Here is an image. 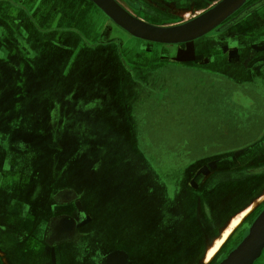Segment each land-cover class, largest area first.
I'll return each instance as SVG.
<instances>
[{"label":"crops","instance_id":"obj_1","mask_svg":"<svg viewBox=\"0 0 264 264\" xmlns=\"http://www.w3.org/2000/svg\"><path fill=\"white\" fill-rule=\"evenodd\" d=\"M0 1H3L0 2V189L15 187L7 179L1 180L2 170L6 171L5 179L12 168L2 158L3 150L14 153L15 139L25 140L20 145L25 149L24 165L29 160L32 162V151L40 155V162L37 159L32 162L39 169L37 176L30 178L29 175L27 182H20L32 187L30 203L17 197H0V264H215L219 256L229 253L231 242L236 244L246 233L240 228L255 211L257 203H263L264 196L230 214L233 205L237 206L236 200L245 197V193H234L245 187L246 180L236 183L222 176L211 184L206 181L187 184L184 179L178 192L174 187L175 168L161 156L170 152L173 156L184 154L190 160H197L241 149L239 155L243 157L238 161L201 160L190 169L200 173L234 171L243 167L249 158L264 157V140L250 146L264 137L259 131L244 134L239 126L241 115L247 114L250 126L252 123L255 129L259 124L258 108L264 111V5L227 32L212 34L213 30L191 42L162 44L132 36L92 1L84 0V5L77 4L76 8L65 0ZM158 1L174 11L176 17L187 19L200 16L222 0ZM86 6H92L103 17L97 21L86 16L98 34L102 33V40L113 39L109 33L115 27L135 42L128 50L129 59L121 51L126 41L118 39L119 49L113 45L115 54L120 55L114 56L112 63L116 64L118 56H122L124 64L117 66L114 73L123 75L122 80L112 82L105 101H100L106 113L95 115L91 122L81 125L77 120L68 117L67 121L61 116V111H71L64 107L66 90L46 88L45 77L37 65L51 58V66L60 63L65 66L72 54L75 56L81 49L93 47L90 44L96 38L88 36L77 16L80 8ZM65 12L75 16L67 19ZM71 26L83 34L87 43L78 35L66 37L59 33ZM183 45L192 47L183 54H194L193 66L219 82L216 100L224 97L222 102L218 101L221 109L215 106L211 127L201 137L208 141L200 148L203 155L198 158L190 156L191 150L162 151L147 141L151 137L144 129L141 112L144 100L140 80L146 78L148 83H154L159 71L171 68V63H179ZM34 47L38 51L33 56ZM61 51L71 54L60 58ZM153 54L165 61L152 64ZM217 54H223L222 59H215ZM199 57L202 64L197 62ZM219 73L230 77L229 86ZM31 74L38 76L33 88L36 92L30 99ZM75 86L79 84H70L67 89L74 90ZM128 88V97L123 98L121 92H128ZM227 89L248 98L252 104L249 110H242ZM146 99L149 98L146 96ZM258 99L262 102L258 103ZM32 100L37 103L36 109L28 111L27 102ZM45 110L50 116H44ZM10 124L15 125L13 129ZM80 127L84 129L82 134L76 131ZM18 144H15L16 150ZM246 211L208 261L210 249L223 239L232 221ZM263 255L264 251L254 264H264Z\"/></svg>","mask_w":264,"mask_h":264},{"label":"rangeland","instance_id":"obj_2","mask_svg":"<svg viewBox=\"0 0 264 264\" xmlns=\"http://www.w3.org/2000/svg\"><path fill=\"white\" fill-rule=\"evenodd\" d=\"M0 2L3 3V1ZM64 2L75 3L80 6L85 3L84 0H65ZM87 15L92 18L95 17L97 21L103 19V17L101 18L100 13L92 6H86L85 8L81 7L77 16H79L80 24L86 31L90 29L91 25V21L88 23L86 20ZM112 28L113 30L109 33V36H112L113 39L117 38L119 40H124V42L126 41L121 51L124 52L122 56L129 59L130 54L127 53L135 41L129 40L121 29L115 27ZM98 37L99 34L96 35L94 44L98 42ZM191 48V46L183 45L180 49L182 54L178 55L179 63H171V68L159 71L154 83H148V81L145 80L146 78L140 80V92L144 100L141 103V112L143 120L145 121L144 129L148 131L147 135L151 137V139L147 141H151L154 146L157 145V147H160L162 151H168L170 148L176 150L177 152L191 150L190 152L192 154L190 156L192 158H198L203 155L201 151H199L201 150L200 148H202V146L208 141L206 139H202L201 137L205 136V131H207L208 127H211L212 115L213 120L216 115L215 108L219 107L221 109L218 101L220 100L222 102L224 97H217L216 100V88H218L216 86L219 85V82L212 81V78L207 75V73L197 70V66H193L195 58L191 56L194 54H183L187 51H191ZM32 50L33 56L37 54L38 50L35 47ZM63 52L64 51L60 52V58L66 54H71L68 51H65V53ZM119 52L120 50H118V53ZM115 53L116 50L113 45L102 44L91 49L83 48L80 52L75 54V56L72 54V57H70L69 62H67L65 66L63 65L64 63L51 66V56H49V60L43 59L45 62L37 65V68H40L41 76L43 75L45 77L46 88L55 90L59 87L60 92H62L65 88L66 92L64 94L67 97L64 98L66 103V105L64 104V107L69 110L71 109V111L68 113L63 110L60 114L67 121H69V117L72 118V120H77V122L79 121L82 125L86 121L91 122L93 116L99 114L104 115L106 113V111L103 110V106L100 101H105L107 89L110 88L111 84L115 81L120 83L122 80L121 77L123 76L121 75V77H119L118 74L116 75L114 73L117 66L119 68V66L123 67L124 65L121 60L122 56H118V61L116 63L118 65L112 63L114 56L117 57V55H120ZM164 61L165 60H162L161 58L159 59L157 54L152 55V64L154 62L161 63ZM47 63H51L50 66H48V68H43ZM31 75L32 77L29 78L30 85L28 89L30 99L36 92L33 88L36 87L35 80L38 76L37 74ZM70 84H79V87L75 86V89L70 91L67 89ZM146 92H150L152 95L149 97ZM128 93L129 88L128 92L126 90L121 92L122 96L124 95L123 98L128 97ZM71 94H73L72 97L69 96ZM146 96L149 99L145 100ZM123 98L121 97L122 100ZM59 101L63 102L62 100ZM36 104L37 103L34 100L30 102L28 101V111H30L29 108L31 111H34V109H36ZM54 107L55 106H52V108ZM45 115H49L46 110L44 112V116ZM4 125L8 126V124ZM18 125L20 124H17V126ZM10 126L11 129H13L15 125L10 124ZM76 131L81 134L84 133V129L82 127ZM82 138L84 139L83 136ZM24 141V139H15L12 143V147L16 153L11 152L9 154V150L4 149L2 154L4 161L7 159L8 165L11 164L12 167L10 176L6 177L4 180L7 179V182L10 185L15 186L14 188L22 186L20 182H27V177L31 176L30 178H32V176H37V173H39V169H37V167H33L34 165L32 164V162H35L33 161L34 159H37L40 162V155L38 153L32 151V162L29 160L27 164H25L26 166L24 165L22 153L25 152V149L23 148L24 146L22 148L20 147ZM26 141L28 144H31V141H28L27 139ZM16 142L19 143L17 145V150L15 147ZM222 150H225V148L222 147ZM210 153H213V151H210ZM56 155L60 156L61 153L57 152ZM179 155L173 156L170 152H165L161 157H164L167 160L180 161L181 158H179ZM18 183L20 186L17 185ZM249 186L254 187V189L246 198L243 199V201L240 203L237 202V206H235V204L233 205L234 207L231 205L233 210L230 214H235L247 204L250 205L256 202L262 195H264V176L251 179ZM258 204L259 202L257 203L256 208L259 207V210L257 211V214L259 215L264 209V201L263 204ZM256 217L252 220L254 221ZM247 234L248 233L246 232L237 240V242L235 241L236 244L231 242L229 247L231 248L230 252L239 245Z\"/></svg>","mask_w":264,"mask_h":264},{"label":"flooded vegetation","instance_id":"obj_3","mask_svg":"<svg viewBox=\"0 0 264 264\" xmlns=\"http://www.w3.org/2000/svg\"><path fill=\"white\" fill-rule=\"evenodd\" d=\"M59 1H63V0H59ZM87 2H90V0H86ZM118 4H120L126 11H128L131 15H133L134 17L149 23L151 25L154 26H160V27H170V26H176V25H181L184 24L196 17H198L199 15H195L192 16L190 18H181V17H176L174 13V11H171L169 8H167L162 2H159L158 0H115ZM200 2V1H199ZM198 2V3H199ZM72 5V7L76 8L78 7V5H76L75 3H69ZM201 4H203L201 2ZM264 5V0H250L244 7L243 9H241L240 11H238L236 14H234L232 17H230L229 19H227L226 21H224L221 25H219L216 29H214L212 34H217V32L219 33H223V32H227L229 30H231L235 25H237L239 22H241L245 17H247L248 15H250L254 10H256L257 8L261 7ZM73 8V9H74ZM74 12V11H73ZM74 14V13H73ZM73 14H69L67 12H65V15L68 18H72ZM75 16V15H73ZM87 22V21H86ZM90 23V20H89ZM80 30V29H79ZM86 31V30H85ZM60 34H62L63 36L69 37L72 36L73 34L76 36L78 35V37H81V39L83 40V43H87L86 39L84 38L83 34H81L77 28H73V26H71L70 28H64L61 32H59ZM86 33H88V36L91 38L96 37V35L98 34V32L96 31V29L93 27V25H90V29L86 31ZM102 33L99 34L98 37V42L96 44H90L93 47L97 46V45H102V44H106V45H115L117 47V49H119V42L118 39L114 40H102ZM227 43V42H226ZM92 47V48H93ZM158 54H163V53H158ZM215 59L217 58H221L223 57V54H217L214 56ZM222 59V58H221ZM202 59L198 58L197 62L202 64ZM222 77V81L225 82V84H227L228 86L230 85L229 83L232 82V80L230 79V77L226 76L224 73H219ZM227 93L232 94V100H234L238 105H240L242 107V110L246 111L249 110V106L251 104V101L248 98H244L243 95H241L239 92H234L231 93L230 89L226 90ZM262 102L260 99H258V103ZM263 108H258V116H257V120H259V124L258 126L253 127V124L251 123V126L249 124V119L250 117L247 116V114H242L241 115V124L239 125L241 127V132L244 134H251L253 131H259V135L261 137H264V111L262 110ZM243 113V111H242ZM246 120V121H245ZM245 122V123H244ZM262 139H258L255 140V142L252 145H256L258 143H260ZM228 141V140H227ZM245 146V145H244ZM247 146L244 147V149H246ZM243 149V148H242ZM241 152V149L239 150V152L235 151L232 152V150H227L225 152H222L220 154H217L215 156H209V157H204L202 159H197V160H190V158H188V155H184L182 154L179 158L180 161H174V160H167L164 157H162L163 161H169V163H171V165L173 166V168H175L174 170V174H175V190H177L178 192L180 191V185L182 184V180H186L187 184L191 183V182H198V181H206V183H210L214 182V180H216L219 177L224 176V179H233L234 182L236 183H244L245 182V187H243L242 189H239L238 193H234V195H239L241 192L245 193V197L246 198L249 193L254 189V187L249 186L251 179H255V178H260L264 176V157L263 158H259V157H255V158H249L247 163L245 165H243V167H239V169H235L234 171H225V172H212L211 170L209 171H204L203 173H200L199 171H190L191 168L195 167L196 164H198L199 162H201V160H207L209 161V163H212L214 161L217 160H236L240 159L243 157V155H239V153ZM163 156V155H162ZM175 156V155H174ZM208 163V162H207ZM194 172V173H192ZM5 177V171L2 170L1 172V180H4ZM183 178V179H182ZM243 186V185H241ZM240 186V187H241ZM238 187V188H240ZM32 187H29L28 185H22L19 188H10V190H6L4 188L0 189V197L3 199H7L10 197H17L20 198L22 200H24L26 203H30V199L32 197ZM264 196V195H263ZM242 198L241 200H236V205L237 202H241L243 201ZM263 204V203H262ZM206 207V206H205ZM259 207H257L255 209V211H253V213L250 215V217L244 222V224L241 226L240 231L241 232H247L248 233V229L250 227V225L252 224L254 217L258 216V211ZM252 220V222H251ZM53 221L50 222V224L52 225ZM228 254L225 255H221L216 259L215 264H218L220 261H222ZM262 259H264V255L262 256ZM262 264V263H261Z\"/></svg>","mask_w":264,"mask_h":264},{"label":"water","instance_id":"obj_4","mask_svg":"<svg viewBox=\"0 0 264 264\" xmlns=\"http://www.w3.org/2000/svg\"><path fill=\"white\" fill-rule=\"evenodd\" d=\"M117 26L132 36L162 44H181L199 39L221 25L247 0H222L215 7L181 25L160 27L146 23L126 11L115 0H90ZM264 251V209L248 234L218 264H254Z\"/></svg>","mask_w":264,"mask_h":264},{"label":"bare ground","instance_id":"obj_5","mask_svg":"<svg viewBox=\"0 0 264 264\" xmlns=\"http://www.w3.org/2000/svg\"><path fill=\"white\" fill-rule=\"evenodd\" d=\"M247 214V211L242 213V215L236 219H234L231 223V228L227 229L225 234H224V237L222 240H219L216 245L214 247H212L208 253V258L207 260L210 261L214 255L217 253V251L220 249V247L222 246V244L227 240L228 236L230 235V232L232 230V228L236 227L239 222L241 221V219Z\"/></svg>","mask_w":264,"mask_h":264}]
</instances>
